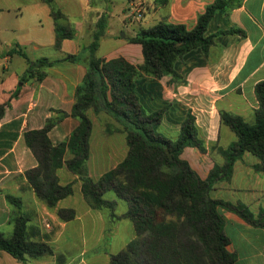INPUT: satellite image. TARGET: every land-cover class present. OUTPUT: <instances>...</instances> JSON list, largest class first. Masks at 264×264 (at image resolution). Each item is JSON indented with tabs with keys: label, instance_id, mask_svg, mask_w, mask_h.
Instances as JSON below:
<instances>
[{
	"label": "crops",
	"instance_id": "0c3cea01",
	"mask_svg": "<svg viewBox=\"0 0 264 264\" xmlns=\"http://www.w3.org/2000/svg\"><path fill=\"white\" fill-rule=\"evenodd\" d=\"M213 2L172 0L160 21L184 24L192 30L199 16ZM29 5L41 24V31L38 24L30 26L24 21L20 6L0 8V111L3 108L0 118V232L11 237L15 220L23 216L28 219L29 238L49 243L54 248V255L28 258L21 263L0 251V264H97L99 260L88 263L82 258L88 253L87 234L90 232L87 229L93 227L95 231L99 226L103 239L101 224L105 220L108 222L106 216L88 206L82 182L65 166L58 169L57 175L62 186L73 184L74 193L60 201L56 208H48L28 181L27 172L38 166V160L25 139L26 133L43 129L50 119L59 120L49 133L52 142L56 145L69 139L78 125V120L71 117L77 89L82 86L88 68L86 61L76 63L66 61V58L82 54L93 40L83 44L77 40V33L78 37L65 40L62 48L56 49L55 21L50 6L43 0H33ZM161 8L157 7L156 11L159 13ZM233 29L243 34H220ZM107 34L105 29L98 52ZM136 35L126 41L114 37V50L99 58L107 61L123 58L130 64L141 65L142 47L131 42ZM206 36H214L208 55L198 51L180 62L176 67L180 80L146 78L139 84L150 109L169 105L162 121L168 136L177 137L187 112L191 111L196 117L208 152L203 154L196 148H187L182 158L202 179L207 178L214 162H220L210 155L211 148L214 151L225 149L235 141L230 130L221 124L219 111L238 115L248 123L254 120L257 108L255 86L264 82V0H240L238 6L230 1L227 8L214 13ZM45 48H55L59 57L51 60L37 54ZM21 52L32 62L47 59L53 65L29 74V62L19 54ZM150 95L155 99H150ZM88 115L92 135L87 168L89 176L98 181L124 161L129 148L126 135L120 132L122 125L112 115L104 110L97 113L90 110ZM257 162L254 156L245 153L234 164L230 180L221 185V194L213 198L244 204L256 215L264 207V172H255L252 168ZM199 164L207 170L206 175L196 168ZM9 196L19 202L12 203ZM60 209H73L76 218L62 221L58 216ZM223 217L225 235L229 239L227 250L235 255L236 263L264 264V229L251 227L233 213L224 212ZM125 220L129 219L123 217L122 221ZM100 256L111 264V253Z\"/></svg>",
	"mask_w": 264,
	"mask_h": 264
},
{
	"label": "trees",
	"instance_id": "16d2710c",
	"mask_svg": "<svg viewBox=\"0 0 264 264\" xmlns=\"http://www.w3.org/2000/svg\"><path fill=\"white\" fill-rule=\"evenodd\" d=\"M51 8L55 21L56 49L67 39H74V27L62 25L64 14L54 7L56 0H43ZM130 3L136 0H128ZM156 7H168L172 0H153ZM235 6L240 0H214L198 18L196 27L162 20L148 29H142L131 39L142 47L143 63L133 65L123 58L107 61L97 57L105 28L98 23L94 40L86 48L89 53L87 73L77 89L76 104L71 117L78 125L66 142L54 144L49 137L59 120L50 119L41 130L26 133L27 145L38 160V166L27 172V178L37 196L54 209L59 202L72 196L73 184L62 186L57 171L66 167L82 182V192L93 210L115 213L117 202L104 198L113 191L125 201L128 210L124 218L134 226L135 239L118 254L111 255V264H237L236 257L227 250L224 212L233 213L251 227L264 229V207L255 215L244 204L213 198L210 194L217 182H228L234 163L249 153L257 159L252 168L264 172V82L255 86L257 108L252 123L226 111H219L220 122L234 135L227 148L215 149L223 164L214 162L206 179L182 158L187 148H196L206 154L208 149L196 117L187 112L180 133L172 138L164 132L162 121L169 105L152 110L140 92V83L146 78L161 80L171 77L180 80L176 67L190 54L208 55L214 36H206L210 19L217 10ZM243 34L233 29L220 34ZM11 54V51L8 53ZM29 62L28 73L52 66L53 62L40 59L32 62L25 53H19ZM81 55H69L66 61L81 62ZM151 94V91L149 92ZM150 99L155 98L150 95ZM106 111L122 125L126 135L128 154L115 169L95 181L89 176L92 122L88 112ZM3 108L0 111V118ZM68 116V115H65ZM64 116V117H65ZM214 150V148H211ZM71 155V158H66ZM12 203L18 200L8 197ZM64 222L76 218L73 209H60ZM28 219L15 220L14 233L6 237L0 232V251L10 254L21 263L28 258L54 255L47 242L31 240L27 233Z\"/></svg>",
	"mask_w": 264,
	"mask_h": 264
},
{
	"label": "rangeland",
	"instance_id": "374dc122",
	"mask_svg": "<svg viewBox=\"0 0 264 264\" xmlns=\"http://www.w3.org/2000/svg\"><path fill=\"white\" fill-rule=\"evenodd\" d=\"M32 1L0 0V8L20 6L22 8L21 12L25 15L24 21L29 23L30 26L38 24L41 31V24L37 22L36 15L28 7ZM54 7L60 10L66 18V20H59V23L64 26L69 24V26L74 27L76 34L79 33V37L76 36L78 37L77 40L83 44L91 41V38L94 40V35L98 31V23L105 26L104 28L108 30V34L102 39L103 42L101 43L98 57L110 54L114 50V37L117 39L123 38L126 41L128 38L135 36L143 28L148 29L157 24L161 20V16L165 15L168 11L167 7H162L158 13L153 0H136L133 3H130L128 0H56ZM37 54L51 60L59 57V52L55 48H45L37 52ZM80 55L82 62L88 61L87 56H89V53L87 50ZM229 133H231L232 139L235 140L234 134L231 131ZM210 155L215 159H220L219 165L223 164V160L217 151L211 150ZM200 164L196 165V168L204 176L207 170L200 168ZM226 184L227 182H217L213 190L214 192H211L210 195L213 197L221 194L223 190L221 185L224 186ZM104 198L109 201L118 202L117 209L115 210L118 217L111 218L109 210L102 211L108 220V222L105 220L101 224L103 227V239L99 226L95 231H93V227L87 229L90 232L87 234L88 241L86 248H88V253L82 258L86 259L88 263H91L92 260H99L100 262H96L97 264H107L100 254H118L136 236L133 223L130 220L122 221L124 216H120L124 210L128 209L127 204L119 201L114 192H108ZM77 206L81 211V207ZM77 263L74 262L73 264Z\"/></svg>",
	"mask_w": 264,
	"mask_h": 264
},
{
	"label": "water",
	"instance_id": "95a60500",
	"mask_svg": "<svg viewBox=\"0 0 264 264\" xmlns=\"http://www.w3.org/2000/svg\"><path fill=\"white\" fill-rule=\"evenodd\" d=\"M124 37V36H123Z\"/></svg>",
	"mask_w": 264,
	"mask_h": 264
}]
</instances>
